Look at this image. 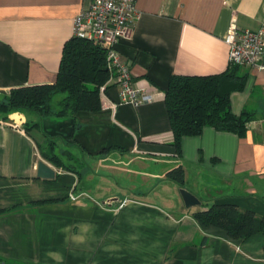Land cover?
<instances>
[{
	"label": "crops",
	"instance_id": "obj_1",
	"mask_svg": "<svg viewBox=\"0 0 264 264\" xmlns=\"http://www.w3.org/2000/svg\"><path fill=\"white\" fill-rule=\"evenodd\" d=\"M88 0H0V98L53 84L63 47ZM121 61L155 100L75 116L14 111L0 124V260L8 264H264V232L233 239L203 226L198 211L234 204L264 217V71L240 68L231 93L243 136L206 127L174 145L165 91L175 75H210L230 65L224 37L264 23V0H137ZM108 96L117 101L118 88ZM27 123H39L29 126ZM73 170L44 156L49 141ZM40 161L56 171L38 176ZM183 166L185 183L167 173ZM202 201L186 208L180 188ZM76 198L73 199L72 196ZM111 199H117L111 204Z\"/></svg>",
	"mask_w": 264,
	"mask_h": 264
},
{
	"label": "trees",
	"instance_id": "obj_2",
	"mask_svg": "<svg viewBox=\"0 0 264 264\" xmlns=\"http://www.w3.org/2000/svg\"><path fill=\"white\" fill-rule=\"evenodd\" d=\"M240 68L242 66L231 64L221 73L175 75L171 78L165 91V102L174 145L179 154L184 137L200 135L208 126L240 136L245 134L251 118L245 112L236 115L230 99L233 91L243 90L247 83L248 77L240 73ZM110 76L107 48L73 36L63 47L56 82L11 90L0 98V119L8 120L11 112L19 110L35 113L42 118L75 116L80 111H100L101 88L108 83ZM110 86L107 84L106 88ZM59 94H63V97L55 101ZM27 124H30L26 126L27 129L39 125ZM44 156L55 165L73 170L55 153V142L52 140ZM167 176L177 184L185 183V170L181 165L170 170ZM194 216L203 226L220 227L233 239H247L264 232V217H258L250 210L242 211L234 204H214L208 210L196 212Z\"/></svg>",
	"mask_w": 264,
	"mask_h": 264
},
{
	"label": "built area",
	"instance_id": "obj_3",
	"mask_svg": "<svg viewBox=\"0 0 264 264\" xmlns=\"http://www.w3.org/2000/svg\"><path fill=\"white\" fill-rule=\"evenodd\" d=\"M136 1L88 0V5L80 10L75 19L74 36L107 48V67L111 73L107 84L118 88L119 99L112 100L107 94V84L102 86L101 105L104 109L115 110L122 104L138 107L153 102L156 97L142 84L133 81L130 63L121 61L117 49L120 40L133 37L138 17ZM224 41L229 46L231 64L264 71V23L258 29L242 28L233 18ZM0 124L8 122L0 119ZM0 264L8 263L0 260Z\"/></svg>",
	"mask_w": 264,
	"mask_h": 264
},
{
	"label": "water",
	"instance_id": "obj_4",
	"mask_svg": "<svg viewBox=\"0 0 264 264\" xmlns=\"http://www.w3.org/2000/svg\"><path fill=\"white\" fill-rule=\"evenodd\" d=\"M104 70H107V68L104 67ZM55 175H56V171L53 167H51L48 163L44 161L39 162L38 164V176L39 177L46 178V179H52L55 177ZM180 193L184 200L186 208H191L196 205L202 204L201 199L187 187L180 188ZM115 200L117 199H111L108 201V203L111 204Z\"/></svg>",
	"mask_w": 264,
	"mask_h": 264
},
{
	"label": "rangeland",
	"instance_id": "obj_5",
	"mask_svg": "<svg viewBox=\"0 0 264 264\" xmlns=\"http://www.w3.org/2000/svg\"><path fill=\"white\" fill-rule=\"evenodd\" d=\"M62 97H63V94H59V95H57V96L55 97V101H56V100H60Z\"/></svg>",
	"mask_w": 264,
	"mask_h": 264
}]
</instances>
